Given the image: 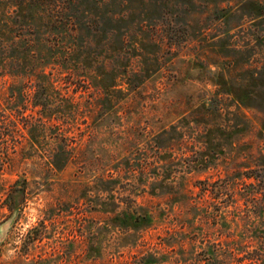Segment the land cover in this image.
Listing matches in <instances>:
<instances>
[{
  "label": "rangeland",
  "instance_id": "obj_1",
  "mask_svg": "<svg viewBox=\"0 0 264 264\" xmlns=\"http://www.w3.org/2000/svg\"><path fill=\"white\" fill-rule=\"evenodd\" d=\"M0 264H264V0H0Z\"/></svg>",
  "mask_w": 264,
  "mask_h": 264
},
{
  "label": "water",
  "instance_id": "obj_2",
  "mask_svg": "<svg viewBox=\"0 0 264 264\" xmlns=\"http://www.w3.org/2000/svg\"><path fill=\"white\" fill-rule=\"evenodd\" d=\"M5 232V227L4 226H0V235H3Z\"/></svg>",
  "mask_w": 264,
  "mask_h": 264
}]
</instances>
